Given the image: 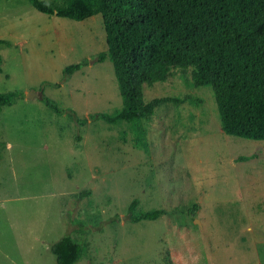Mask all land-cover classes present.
Masks as SVG:
<instances>
[{
  "label": "rangeland",
  "instance_id": "1",
  "mask_svg": "<svg viewBox=\"0 0 264 264\" xmlns=\"http://www.w3.org/2000/svg\"><path fill=\"white\" fill-rule=\"evenodd\" d=\"M107 48L101 14L0 0V94L19 93L0 106V264H58L67 234L83 247L75 264H264V140L226 134L213 90L183 68L142 88L145 103L180 101L140 120L92 118L123 107L113 63L98 60ZM135 198L136 211L169 212L133 223Z\"/></svg>",
  "mask_w": 264,
  "mask_h": 264
},
{
  "label": "trees",
  "instance_id": "2",
  "mask_svg": "<svg viewBox=\"0 0 264 264\" xmlns=\"http://www.w3.org/2000/svg\"><path fill=\"white\" fill-rule=\"evenodd\" d=\"M30 1L41 12L79 21L102 15L108 48L98 60L113 63L123 107L92 118L112 124L140 120L163 103L180 101L169 97L145 103L142 88L145 83L165 82L173 68H183L192 71L196 87L213 90L226 134L264 140V0H65L57 7ZM86 64L87 60L69 64L64 74L70 76ZM18 95L0 94V106L12 104ZM41 98L56 113L86 123L73 109L58 106L45 94ZM138 204L135 198L129 206L133 223L169 212L136 211ZM51 250L58 264H75L83 247L67 234Z\"/></svg>",
  "mask_w": 264,
  "mask_h": 264
},
{
  "label": "water",
  "instance_id": "3",
  "mask_svg": "<svg viewBox=\"0 0 264 264\" xmlns=\"http://www.w3.org/2000/svg\"><path fill=\"white\" fill-rule=\"evenodd\" d=\"M38 95V94H37ZM28 97H33L32 95H31V93H28Z\"/></svg>",
  "mask_w": 264,
  "mask_h": 264
}]
</instances>
